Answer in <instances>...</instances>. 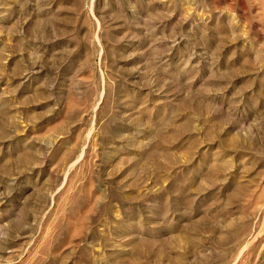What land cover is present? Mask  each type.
Segmentation results:
<instances>
[{"label":"rangeland","instance_id":"1","mask_svg":"<svg viewBox=\"0 0 264 264\" xmlns=\"http://www.w3.org/2000/svg\"><path fill=\"white\" fill-rule=\"evenodd\" d=\"M0 264H264V0H0Z\"/></svg>","mask_w":264,"mask_h":264}]
</instances>
